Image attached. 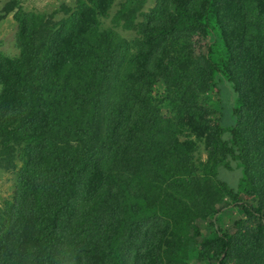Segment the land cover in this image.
Returning a JSON list of instances; mask_svg holds the SVG:
<instances>
[{"label": "trees", "instance_id": "trees-1", "mask_svg": "<svg viewBox=\"0 0 264 264\" xmlns=\"http://www.w3.org/2000/svg\"><path fill=\"white\" fill-rule=\"evenodd\" d=\"M113 2L0 0V264H264V0Z\"/></svg>", "mask_w": 264, "mask_h": 264}, {"label": "rangeland", "instance_id": "rangeland-1", "mask_svg": "<svg viewBox=\"0 0 264 264\" xmlns=\"http://www.w3.org/2000/svg\"><path fill=\"white\" fill-rule=\"evenodd\" d=\"M3 1V0H2ZM124 0H114L112 6V12L119 6ZM142 1L140 6L146 10L148 7L154 4L155 0H140ZM20 6L25 11H37L42 13H51L56 9H60L61 5L71 6L74 0H19ZM104 26H111L110 18L102 19ZM115 29L126 36H131L133 33L124 31L122 28L115 27ZM17 30V23L13 19L12 12L6 13L0 20V51L6 55L14 56L17 54L18 50L15 43V32ZM202 151V147L200 145ZM202 158L205 154L201 153ZM17 170L15 171H5L0 169V206L4 204L5 199H10L14 194L17 184ZM218 177L226 182L230 186H234L242 176L241 170H225L221 167L218 168ZM227 215L236 216V212L232 209L226 212Z\"/></svg>", "mask_w": 264, "mask_h": 264}]
</instances>
